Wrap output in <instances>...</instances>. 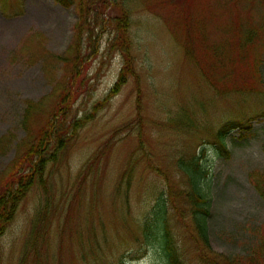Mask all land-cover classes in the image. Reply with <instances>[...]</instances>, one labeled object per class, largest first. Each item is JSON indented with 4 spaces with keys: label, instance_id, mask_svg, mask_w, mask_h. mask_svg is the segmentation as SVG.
<instances>
[{
    "label": "rangeland",
    "instance_id": "1",
    "mask_svg": "<svg viewBox=\"0 0 264 264\" xmlns=\"http://www.w3.org/2000/svg\"><path fill=\"white\" fill-rule=\"evenodd\" d=\"M78 90L67 122H88L19 205L0 264H165L143 237L161 194L182 264H251L264 227V0H0V179ZM196 160L210 250L190 221Z\"/></svg>",
    "mask_w": 264,
    "mask_h": 264
},
{
    "label": "trees",
    "instance_id": "2",
    "mask_svg": "<svg viewBox=\"0 0 264 264\" xmlns=\"http://www.w3.org/2000/svg\"><path fill=\"white\" fill-rule=\"evenodd\" d=\"M58 3L64 6H71V0H56ZM129 19L125 15L116 17L117 29L119 31L118 37L123 40V45L126 47L127 40V26ZM126 49V48H125ZM197 57V56H193ZM213 58L218 61L217 58ZM130 65L128 72L133 73V61L128 56L126 59V65ZM126 67V66H125ZM78 72H75V74ZM120 81L124 78H128L126 70H122ZM72 85V83H71ZM73 86V85H72ZM72 86L70 89L72 90ZM80 90L76 91L73 95L65 91L57 110L54 115H51V121L47 123L46 128L40 129V132L35 137L34 142H28L29 146L25 150L23 156H18L12 163L11 168L2 174L3 178L0 179V237L3 236L8 225L16 218L17 211L21 202L25 200L27 194L36 186L37 180L41 181L46 176V170L48 163L52 160L51 157H55L57 152H61L68 147L71 143L72 136L78 129L83 128L88 121L80 124L81 121L70 124L67 122L68 113L72 110L71 105L75 97H78ZM111 95V94H110ZM109 95V97H110ZM67 96V97H66ZM74 96V98H73ZM109 97L105 101L109 100ZM67 98V99H66ZM69 123L68 128L70 134L65 135L67 129L64 126ZM63 125V126H62ZM63 127V128H62ZM226 130L219 132L218 143L221 148L225 151L226 144L224 143ZM193 167L191 177V190L187 194L190 205V221H192V227L196 232V240L203 242L205 246L210 250L209 246V217L211 213L210 199L206 195L204 188L200 184V180L204 175L202 167L196 160L190 163ZM189 165L183 166L187 173H190ZM262 174V173H261ZM259 178H256V185L261 195L264 196V172L262 174V185L263 189L259 185ZM170 201L165 200V195H160L157 199L156 205L152 208V212L147 214L143 224V237L145 244L152 246L158 244L163 254L165 264H182L180 261V250L179 246L174 239L173 232L169 229L168 217L170 214ZM261 231V232H260ZM259 244L254 249V253L250 255L249 259L251 264H264V227L258 232ZM208 256L207 259H210ZM232 259V258H231ZM215 263V259L211 263ZM220 264H229L230 259L226 258L221 260ZM238 259L236 261V264ZM209 264V262H204Z\"/></svg>",
    "mask_w": 264,
    "mask_h": 264
}]
</instances>
